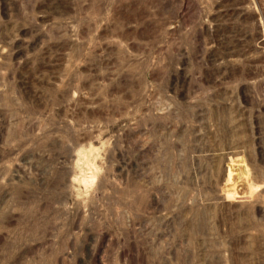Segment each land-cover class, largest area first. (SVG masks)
Returning <instances> with one entry per match:
<instances>
[{
  "label": "rangeland",
  "instance_id": "obj_1",
  "mask_svg": "<svg viewBox=\"0 0 264 264\" xmlns=\"http://www.w3.org/2000/svg\"><path fill=\"white\" fill-rule=\"evenodd\" d=\"M0 264H264V0H0Z\"/></svg>",
  "mask_w": 264,
  "mask_h": 264
}]
</instances>
